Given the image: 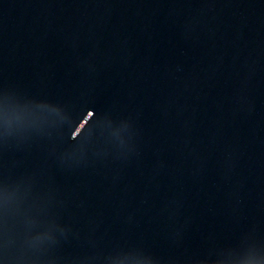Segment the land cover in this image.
<instances>
[{"label": "water", "instance_id": "obj_1", "mask_svg": "<svg viewBox=\"0 0 264 264\" xmlns=\"http://www.w3.org/2000/svg\"><path fill=\"white\" fill-rule=\"evenodd\" d=\"M0 264H58L14 104L0 15Z\"/></svg>", "mask_w": 264, "mask_h": 264}]
</instances>
